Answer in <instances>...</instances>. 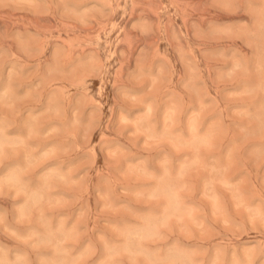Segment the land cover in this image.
Segmentation results:
<instances>
[{"label":"rangeland","instance_id":"374dc122","mask_svg":"<svg viewBox=\"0 0 264 264\" xmlns=\"http://www.w3.org/2000/svg\"><path fill=\"white\" fill-rule=\"evenodd\" d=\"M0 264H264V0H0Z\"/></svg>","mask_w":264,"mask_h":264}]
</instances>
